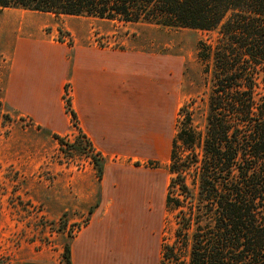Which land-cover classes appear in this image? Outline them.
Returning a JSON list of instances; mask_svg holds the SVG:
<instances>
[{"label": "trees", "instance_id": "trees-1", "mask_svg": "<svg viewBox=\"0 0 264 264\" xmlns=\"http://www.w3.org/2000/svg\"><path fill=\"white\" fill-rule=\"evenodd\" d=\"M0 9L202 31L222 23L218 43L213 49L200 43L197 53L213 61L203 133L192 110L177 111L164 202L176 226L159 264H264V94L255 92L264 64V0H0ZM260 82L264 89V76ZM65 106L75 120L68 99ZM62 257L70 264L69 244Z\"/></svg>", "mask_w": 264, "mask_h": 264}, {"label": "rangeland", "instance_id": "rangeland-1", "mask_svg": "<svg viewBox=\"0 0 264 264\" xmlns=\"http://www.w3.org/2000/svg\"><path fill=\"white\" fill-rule=\"evenodd\" d=\"M64 16L47 17L44 13L22 9H0V264H64V246L88 222L99 196L98 179H95L97 166L93 161L97 157L83 138L77 117L74 120L66 112V99L72 109L67 85L61 99L70 121L63 135H53L35 125L28 115L6 105L4 80L9 62L6 32L11 31L13 37L22 32L39 33L66 45H73V39L78 37L109 49L151 53L157 69L153 80L158 85L164 79L159 73L163 66L161 58H167V66L171 63L173 81L166 91V105L167 117L172 114V137L153 148L148 146L146 151L120 154L122 188L127 185L123 176L129 170H150L151 190L155 193L160 192L162 182L167 183L169 150L180 107L192 110L196 130L201 134L204 131L213 61L211 55L201 61L197 53L200 43L213 49L221 38L222 23L213 30L202 31L144 22L65 19ZM24 27L27 29L22 30ZM71 29L77 37L71 36ZM263 76L264 64L257 67L256 98L264 94L260 82ZM161 90L157 86L152 91L159 98ZM152 115L159 122L161 113ZM97 160L103 166L102 159ZM187 183L191 195L195 196L197 182L193 173L187 175ZM155 199L149 213L158 226L161 223L158 230L161 249L162 244L173 241L175 214L166 212L165 207L161 209ZM158 254L159 264L160 250Z\"/></svg>", "mask_w": 264, "mask_h": 264}, {"label": "crops", "instance_id": "crops-1", "mask_svg": "<svg viewBox=\"0 0 264 264\" xmlns=\"http://www.w3.org/2000/svg\"><path fill=\"white\" fill-rule=\"evenodd\" d=\"M5 34L6 105L53 135H63L70 121L61 99L67 85L78 127L103 162L101 179L95 175L97 203L69 243L70 264H158L161 223L158 226L149 209L155 198L164 208L168 179L155 193L150 170H129L122 188L120 154L146 151L172 137V114L167 117L166 105L173 81L171 63L167 66V58H161L159 73L164 79L158 85L151 53L109 49L78 37L66 45L39 33ZM157 86L162 89L159 98L152 91ZM157 112L159 122L152 115Z\"/></svg>", "mask_w": 264, "mask_h": 264}]
</instances>
